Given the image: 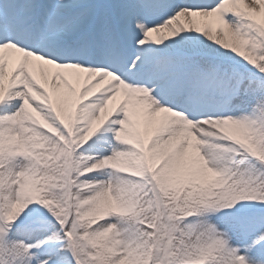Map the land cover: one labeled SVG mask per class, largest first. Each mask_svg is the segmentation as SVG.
Listing matches in <instances>:
<instances>
[{
    "label": "snow or ice",
    "instance_id": "snow-or-ice-1",
    "mask_svg": "<svg viewBox=\"0 0 264 264\" xmlns=\"http://www.w3.org/2000/svg\"><path fill=\"white\" fill-rule=\"evenodd\" d=\"M0 264H264V0H0Z\"/></svg>",
    "mask_w": 264,
    "mask_h": 264
}]
</instances>
